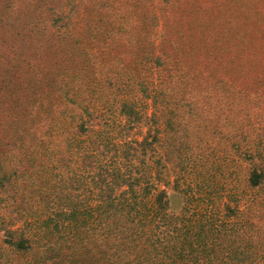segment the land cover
Returning a JSON list of instances; mask_svg holds the SVG:
<instances>
[{
    "label": "trees",
    "instance_id": "obj_1",
    "mask_svg": "<svg viewBox=\"0 0 264 264\" xmlns=\"http://www.w3.org/2000/svg\"><path fill=\"white\" fill-rule=\"evenodd\" d=\"M171 61L189 68V80L198 78L203 99L220 105L227 96L220 94L225 89L238 100L235 118L246 109L248 120H263L264 116L247 108V99L256 109L264 104V0H0V155L8 156L12 166L0 176V193L6 191L15 198L11 188L31 160L27 143L34 138L33 122L42 107L45 114L40 125L46 133L60 128L58 163L61 172H70L67 180L61 174V183L52 185L54 197L46 202L45 243L35 236V221L13 227L27 206H9L6 215H0V264L3 260L6 264L242 260L236 256V225L208 207L201 210L198 203L189 201V189L179 186L175 191L181 202L175 208L173 193L165 187L169 180L161 174L162 157L155 160L158 169L152 178L156 184H149L147 173L138 171L136 162L144 166L143 156L160 139L157 119L180 133L172 117L175 111L167 112L175 92ZM128 84L151 98L153 112L146 117L149 129L141 140H125L117 147L94 131L101 118L90 102L115 92L125 118L121 130L129 131L142 122L143 115L127 96ZM124 87L126 97L121 94ZM117 94L121 95L116 99ZM5 98L10 107L2 101ZM183 100V94L177 96L178 103ZM53 111L59 115H55V126L46 121ZM68 111L76 118L75 133L61 125ZM175 117L182 123L180 112ZM83 134L86 140L79 164L83 173H78L75 152L81 148ZM256 136L257 143L251 136L255 148L244 152L249 161L245 184L264 189L260 148L264 130ZM152 190L154 197L149 199ZM232 199L229 196L226 208L234 212ZM54 230L67 232V250L53 242ZM9 256L29 261L13 263Z\"/></svg>",
    "mask_w": 264,
    "mask_h": 264
},
{
    "label": "rangeland",
    "instance_id": "obj_2",
    "mask_svg": "<svg viewBox=\"0 0 264 264\" xmlns=\"http://www.w3.org/2000/svg\"><path fill=\"white\" fill-rule=\"evenodd\" d=\"M157 39H155L156 45L159 43ZM125 61H128L127 57ZM171 63L169 72L173 74L175 92L173 93L174 99L169 102L167 112L168 115H171L174 111L175 113H181L180 119L182 123L179 124L175 113L172 114L174 125L176 128H180V133H174L173 130L166 126L163 119H157V125L160 128V139L152 147H149L143 156V159H145L144 166L136 162L140 168L138 171L147 173V177L151 178L149 184H156L157 180L152 178L155 170L158 169L155 160L162 157L164 168H161V174L169 180L168 186L162 184V187L165 186L169 193H173L175 208H178L181 202L179 195L175 191V187L179 186V188L189 189L187 196L189 201L192 199V201L198 203L201 210L208 207L212 212L229 221L230 224L236 225L239 230V233L234 235L237 249L236 256L242 260L227 258L224 263L218 260L221 264H225L228 261H232V264L239 262L242 264H264V189H252L246 186L249 161L244 157V152L248 147H251V149L255 148L251 146L253 142L251 136L254 137L257 143L256 134L264 130V119L256 118L252 120L250 118L248 120L246 109H242V112H239L241 114L240 118H235L238 100L234 99L233 93H230V91L224 93L225 89H222L221 91L223 92L220 94H226L227 96H225L226 98L220 105L217 101L215 103L210 100V98L203 99V88L201 89L198 78H193V81L189 80V68L185 64L172 61ZM38 77L41 79L39 81L41 86L43 79L40 74ZM99 89H105V87L103 86ZM110 89L111 92L114 88ZM128 89H131L127 94L128 98L133 99L143 115L142 122L129 131L121 130L125 118L120 113L119 106L113 97L115 92L109 93L108 96H103V98H98L96 101L94 100L97 99L95 96L92 99L93 101L90 102L92 106L99 109L98 113L101 118L100 122L94 126V131L101 132L109 137L110 143H114L117 147L125 140L134 143L141 140L149 129L146 117L153 112L151 98L143 97L133 84H128ZM127 90L124 87V92L121 93L124 97H126L124 93ZM121 94H117L116 99ZM181 94L184 95L185 100L178 103L177 96ZM189 97H194L196 100L201 98L202 101L199 103L193 102L192 100L190 101ZM2 101L7 107L11 106V102L7 98ZM191 103H193V106H191ZM247 103L249 110H252L254 114H261L263 118L264 104H260L259 107L261 108H258L261 111H259V109L254 107L255 104H253L254 106L252 105L253 102L249 98ZM41 110V113L37 112L36 114V122H33L34 138L27 143L28 149L32 151L29 154L30 157H28L31 160L26 163L24 174L18 176L13 183L11 190L15 192V198L10 197L6 191L3 194L0 193V197L3 198L0 206V215H6L9 206L12 208L17 204L27 206L23 217L15 221L13 227H23L26 223L35 221L33 229L39 237L35 236L41 243H45V235L48 232V228L46 227V222L42 223V221L47 215L46 202H51L54 197L53 193H51L52 185L55 184L57 186L58 183H61V174L64 180H67L70 172H61L58 163L60 157V128H57V130L54 128L52 133L44 132L41 125L44 123L42 119L45 112L43 107ZM55 115L59 116L58 112L53 111L46 119L47 122L50 121V125L55 126ZM66 115L61 121V125L65 129L64 131L75 133V129H72V127L76 126V118L72 117L70 111ZM53 126L51 127L53 128ZM240 127L247 129L240 131L238 129ZM40 139L44 140V142L41 143ZM79 139L81 148L75 152L76 165L74 170L78 173H83L79 164L81 152L84 150L86 135L79 136ZM260 148L261 152H263L264 137L260 142ZM14 157L15 159L18 158L17 156ZM4 170L5 172L12 170L11 162L5 154L0 155V176L5 174L3 173ZM143 182L145 183V181ZM68 190L71 191V189ZM153 193L152 190L148 196L149 199L154 197ZM45 195L46 201L44 199ZM229 196L233 198L230 203L235 209L234 212L226 208ZM94 197V195L91 196L92 199ZM1 233L2 231L0 230V235ZM66 233L65 230H54L53 242L60 243L59 247L63 251L67 250ZM5 257L7 256H4V259ZM9 258L13 263H15L14 261H19V263L21 261L23 263L29 261L25 257L15 259L9 256ZM6 263V260H3V264ZM56 264L62 263L60 261Z\"/></svg>",
    "mask_w": 264,
    "mask_h": 264
}]
</instances>
